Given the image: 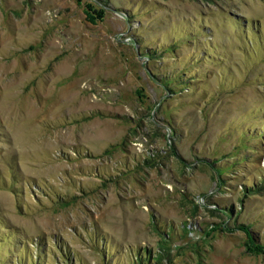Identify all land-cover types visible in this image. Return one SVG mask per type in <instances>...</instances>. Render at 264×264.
<instances>
[{
    "label": "rangeland",
    "instance_id": "obj_1",
    "mask_svg": "<svg viewBox=\"0 0 264 264\" xmlns=\"http://www.w3.org/2000/svg\"><path fill=\"white\" fill-rule=\"evenodd\" d=\"M0 264H264V0H0Z\"/></svg>",
    "mask_w": 264,
    "mask_h": 264
},
{
    "label": "trees",
    "instance_id": "obj_2",
    "mask_svg": "<svg viewBox=\"0 0 264 264\" xmlns=\"http://www.w3.org/2000/svg\"><path fill=\"white\" fill-rule=\"evenodd\" d=\"M257 249H259L260 251H262V247L261 246H257Z\"/></svg>",
    "mask_w": 264,
    "mask_h": 264
}]
</instances>
